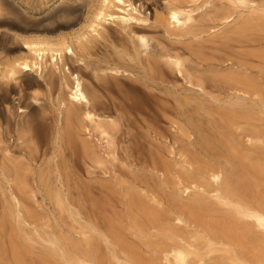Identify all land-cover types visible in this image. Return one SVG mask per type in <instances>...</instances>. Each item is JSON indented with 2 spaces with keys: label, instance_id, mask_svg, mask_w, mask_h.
<instances>
[{
  "label": "bare ground",
  "instance_id": "bare-ground-1",
  "mask_svg": "<svg viewBox=\"0 0 264 264\" xmlns=\"http://www.w3.org/2000/svg\"><path fill=\"white\" fill-rule=\"evenodd\" d=\"M87 14L0 59V81L36 73L54 106L41 137L39 97L1 104L0 264H264V0H97ZM107 24L128 43L98 59ZM111 156L126 175L89 178Z\"/></svg>",
  "mask_w": 264,
  "mask_h": 264
},
{
  "label": "rangeland",
  "instance_id": "rangeland-1",
  "mask_svg": "<svg viewBox=\"0 0 264 264\" xmlns=\"http://www.w3.org/2000/svg\"><path fill=\"white\" fill-rule=\"evenodd\" d=\"M96 1L66 0L62 5V0H54L48 4L45 0H0L7 11L6 16L0 18V59L10 64L23 55V40L26 37L75 35L84 26L88 10L95 6ZM132 1L144 3L148 12H152L153 7L159 6L161 3V0ZM107 26L111 35L101 38L91 45V52L98 59L108 56L115 48L120 49L128 43V37L120 33L115 25L107 24ZM142 31L149 33L152 37L163 38L164 36L162 30L155 27L144 28ZM17 78V82H10L9 85L6 84L5 79L0 81V114L4 118L6 117L2 111V102L6 101L9 107H13L14 104L18 103L20 93L28 101L31 96L39 97L41 102L28 109V121L34 126L37 133L43 137L52 129L53 97L44 86L38 85L37 81L40 79L36 73L31 75L22 74ZM15 84L17 85L15 86ZM13 110L11 122L15 123L19 117L15 108ZM112 159L111 156L109 159L111 163L107 164L105 170L98 167L94 171L91 169L93 173L89 178L100 180L109 176H125L127 173L125 162L112 161ZM104 171L107 172L106 175H103ZM36 201L37 206L34 209L36 208L47 215L51 205H48V202L43 201L41 198Z\"/></svg>",
  "mask_w": 264,
  "mask_h": 264
}]
</instances>
